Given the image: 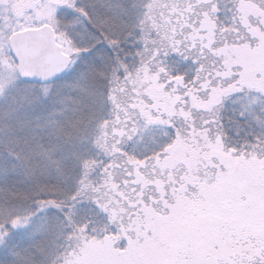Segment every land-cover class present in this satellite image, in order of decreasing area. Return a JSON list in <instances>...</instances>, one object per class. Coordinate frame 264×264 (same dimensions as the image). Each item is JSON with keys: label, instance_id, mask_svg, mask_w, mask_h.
I'll list each match as a JSON object with an SVG mask.
<instances>
[{"label": "snow or ice", "instance_id": "obj_1", "mask_svg": "<svg viewBox=\"0 0 264 264\" xmlns=\"http://www.w3.org/2000/svg\"><path fill=\"white\" fill-rule=\"evenodd\" d=\"M0 264H264V0H0Z\"/></svg>", "mask_w": 264, "mask_h": 264}]
</instances>
